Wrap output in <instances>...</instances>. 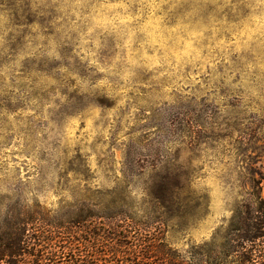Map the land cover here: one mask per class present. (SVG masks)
Returning a JSON list of instances; mask_svg holds the SVG:
<instances>
[{"label": "rangeland", "instance_id": "obj_1", "mask_svg": "<svg viewBox=\"0 0 264 264\" xmlns=\"http://www.w3.org/2000/svg\"><path fill=\"white\" fill-rule=\"evenodd\" d=\"M167 172L184 214L149 230L182 254L264 199V0H0V230L116 196L152 222Z\"/></svg>", "mask_w": 264, "mask_h": 264}, {"label": "trees", "instance_id": "obj_2", "mask_svg": "<svg viewBox=\"0 0 264 264\" xmlns=\"http://www.w3.org/2000/svg\"><path fill=\"white\" fill-rule=\"evenodd\" d=\"M166 176V182L145 188L146 204L157 205L160 216L152 222V215L146 216L147 222L129 215L130 208L120 196L103 205L82 203L75 208L78 213L64 216L50 215L40 204L12 211L14 216L0 230V264H264L260 195L255 209L248 206L247 215L238 211L233 216L229 230L215 233L211 241L192 246L186 254L166 241L163 230H149L184 214L180 206L187 194L186 178L176 172ZM90 219L106 222L93 226L87 224ZM118 221L122 222L116 225Z\"/></svg>", "mask_w": 264, "mask_h": 264}]
</instances>
